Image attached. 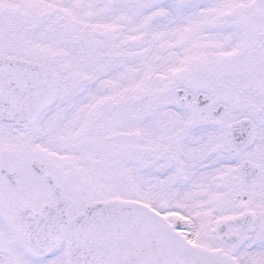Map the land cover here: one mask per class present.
<instances>
[{
    "label": "snow or ice",
    "instance_id": "obj_1",
    "mask_svg": "<svg viewBox=\"0 0 264 264\" xmlns=\"http://www.w3.org/2000/svg\"><path fill=\"white\" fill-rule=\"evenodd\" d=\"M0 264H264V0H0Z\"/></svg>",
    "mask_w": 264,
    "mask_h": 264
}]
</instances>
